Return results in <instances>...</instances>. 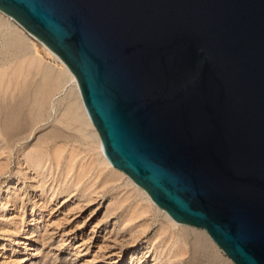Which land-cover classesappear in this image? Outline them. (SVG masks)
<instances>
[{
    "label": "water",
    "instance_id": "water-1",
    "mask_svg": "<svg viewBox=\"0 0 264 264\" xmlns=\"http://www.w3.org/2000/svg\"><path fill=\"white\" fill-rule=\"evenodd\" d=\"M76 75L110 162L236 264H264V0H0Z\"/></svg>",
    "mask_w": 264,
    "mask_h": 264
},
{
    "label": "rangeland",
    "instance_id": "rangeland-1",
    "mask_svg": "<svg viewBox=\"0 0 264 264\" xmlns=\"http://www.w3.org/2000/svg\"><path fill=\"white\" fill-rule=\"evenodd\" d=\"M0 25L1 59L4 58L3 54L8 53L4 51L3 45H8L7 38L9 36V33L14 30L16 31L14 32L16 35L20 33L26 38L27 44L31 46V52L40 57L44 64L49 65L50 67H55V69H60L63 67L61 60L54 54V52L49 50L44 42H42L30 32L26 31L16 20L2 11H0ZM36 77L38 79L39 75H37ZM66 94V91H64L62 93V96H66ZM65 101L67 102V100H64V103ZM43 127L35 130L33 137H29V140L26 139L17 142V146L14 145L11 150V158L9 160L8 166L9 169L6 167L3 170H0V264H17L20 259L31 257V253L34 252L31 249L34 248V245H31V242L39 245L40 248H43L44 255L39 257L40 264H152L151 260L153 259L155 254V257L158 256V264H165V262L166 264H215L212 258L205 256L199 247H195L193 245V235H189L187 238H185L179 233V225L186 224L179 223L178 225L177 223V225L175 226L170 225L159 230L162 227L161 223L164 219L163 211L161 212L159 211V209L152 211L146 216L143 215L144 217L141 216L139 220L137 219V221L131 220L129 222H125L124 218L129 217V214L132 212L131 210L133 208L141 207L147 202L146 196L141 194V192H139L136 186H134L133 184H126V181L128 180L126 177L127 175L122 177L123 181L117 180L115 182H112L113 180L109 179L110 182H102V180L105 181L106 179V169L102 171L99 165H94V167L96 168L91 169L88 172L86 177H84L83 179L82 186H80V188L78 189L79 193H87L88 196L92 198V202L91 204L82 207V210L77 212L75 219L70 221V219L73 218L72 212L74 211L70 212L71 214H67L69 217H66L64 215L67 210L69 212V207H65L64 212L63 210L62 212L61 210L57 211L56 207L57 205L60 206L62 204L63 198L69 195L71 190L74 191L76 186H72L73 189L70 188L69 191L60 192L61 194L56 195L58 197H55L52 201L46 202V204L48 203V205H42V210L40 209L41 207H37V204L34 203L35 196L33 194V187L38 194L40 193L42 186H44L46 190L50 188L47 190V192L49 193L51 192L52 188L54 189L55 187L56 189L62 186L66 180V177H64L63 175V168L60 170H55L52 173H47L48 176L44 180H42V177H36L34 175L33 170L29 168H23L22 165L19 166L17 163L19 154L24 147V145L22 144H24V142H26V144L35 143V141L37 140L36 137L47 132L46 128ZM64 142L66 141H50L48 147L50 148V150H52V148L55 147L54 143L62 144ZM67 143L70 145V147L68 145V147H66V149L64 150L65 153L63 152V167L66 165L65 160L69 159L70 157L69 150L74 145L77 151L80 150L79 152H82L81 150H84L83 154L79 153L75 158L76 162L79 161L77 163L78 165H81L80 162L82 159H84V161L82 160V163H87L88 158V162H90L91 158L97 159L98 154L95 146H91V150H89V146L86 142L83 141L76 142V140H69ZM67 154L69 155V157ZM0 160L2 161L3 159L0 158ZM50 176L52 177V179ZM33 177L35 180L33 179ZM95 178H97V180ZM53 180L55 184L52 183ZM91 180L93 181V184ZM89 184H91L90 187H88ZM100 184L102 185V187ZM92 189H95V191ZM6 201H8L10 204ZM75 206V204L71 205L72 208H74ZM93 210H95V213L93 212ZM34 211H40V213L43 215V218L35 221L33 216L35 213ZM107 213H109L110 216L108 218H105L104 216L107 215ZM37 221H39L40 225L42 226L41 229L43 231L46 226L47 230L49 229V232L44 237V240L42 238V240L40 238L37 239V236L28 238L30 236V228H32V226L36 224ZM84 221L85 225L82 228L78 229V225L82 224V222ZM95 225L100 226L96 228L93 238H90L93 235L91 229L95 227ZM103 228L106 229L103 230ZM190 228L198 229L192 226H190ZM73 229H76L75 231L77 232V237L69 239L68 241V235H64L63 232H68L71 235V231ZM111 231L114 232V234H110ZM54 232L55 234H52ZM112 239H116V241H113ZM167 240L169 241L167 242ZM65 241L68 242L63 243ZM21 242H28V244L25 245V243L23 244ZM166 242L167 245L165 244ZM108 244H110L109 247H107ZM213 246L216 249H219L214 244ZM150 247L151 251L149 252V255L153 254V256L148 255L142 259L141 257L143 256V254H146L148 250H150ZM178 248L186 250V255L176 256L175 254L178 252ZM194 248H196V251L194 250ZM159 252L161 256L158 255ZM132 255L133 258L131 260L130 257ZM112 258H115L117 262L110 263ZM222 258L224 259V263L223 261H221V264H225V261L227 260L230 261V263L235 264L234 262L229 260L228 257L223 254V252Z\"/></svg>",
    "mask_w": 264,
    "mask_h": 264
},
{
    "label": "bare ground",
    "instance_id": "bare-ground-1",
    "mask_svg": "<svg viewBox=\"0 0 264 264\" xmlns=\"http://www.w3.org/2000/svg\"><path fill=\"white\" fill-rule=\"evenodd\" d=\"M14 32L16 31L13 30L12 32L9 33V36L7 38L8 45L7 46L3 45L4 51L8 52L9 54L2 53L4 58L3 59L0 58L1 59L0 60V138H2L0 139V158L3 159L2 161L0 160L1 161L0 170L1 169L3 170L6 167L8 168L9 160L11 158V150L14 147V145H16L17 142L21 140H26L31 136L33 137L35 130L44 126L43 128H46L47 132L44 133L43 135H39L38 137H36L37 140L35 141L34 139L35 143L26 144V142H24V144H22L24 145V147L19 154V159L18 161L16 159L15 160L17 161L19 166L22 165L23 168H29L33 170L34 175L36 177H39V176L42 177V180H44L48 176L47 173H52L55 170H60L63 168L64 170L63 175L64 177H66V180L64 179L65 183H63L62 181L63 185L56 189L55 187L53 189L50 186L52 188L51 192H49L50 194L47 192V190L50 188L46 190L45 187L42 186V189L39 195L33 187V194L35 196L34 203L37 204V207L40 208L42 205H45L46 202L52 201L55 197H58L56 195L61 194L60 192L69 191L70 188H72V186H76L74 191L71 190L70 194L63 198L62 204L60 206L57 205L56 207L57 211L61 210V212L62 210L64 212L65 207L67 208L69 207V212L67 210V212L64 215L67 217L68 216L67 214L74 211L72 212L73 218H71L70 221L75 219L77 212L82 210V207L89 205L92 202L91 201L92 198L89 197L87 193L85 192L79 193L78 189L80 188V186H82L83 179L84 177H86L88 172L91 169L96 168L94 167V165H99L102 171L106 169V173H105L106 179L104 178L105 181L102 180V182L104 183L107 181L110 182V180H113L112 182H115L117 180L121 181L122 177L127 175L126 177L128 180L126 181V184H133L134 186H136L137 190L141 192V194L146 196L147 202L143 204V206L140 205L141 207L133 208L131 210L132 212L129 214V217L124 218L125 222L127 221L129 222L131 220L137 221V219L139 220L141 216L143 215L146 216L152 211L159 209V211L161 212L163 211V217H164L161 223L162 227L159 230H161L162 228H166L170 225L175 226L177 225V223L179 225V223L181 222H178L175 219H173L165 209L158 206L154 202V200L151 198L150 194L144 188L138 185L128 174H126L124 171L120 170L119 168L115 167L110 162V160L105 154L100 132L97 129V127L94 125L87 111V108L85 106L82 92H81L80 85H79V81L76 75L74 74V72L66 64V62H64L54 51H52L47 46L49 50L54 52V54L61 60L63 67L60 69L59 68L55 69V67H50L49 65L44 64V62L42 61L40 57L36 56L33 52H31L32 51L31 46L27 44L26 38L22 34L19 33L18 35H16ZM37 75H39L38 79L36 77ZM64 91H66L67 93L66 96H62V93ZM64 100H67V102L65 101L64 103ZM57 140H62V141L64 140L66 142L62 144L54 143L55 147L52 146L54 148L50 150V148L48 147L49 142L50 141L55 142ZM69 140H74V141L76 140V142L77 141L86 142L87 145L89 146L88 148L89 150H91V146H95V148L97 149V154H98L97 159L90 157L91 158L90 162H88L89 161V158H88L87 163H82V160L84 161V159L81 160L79 158L81 160L80 162L81 165L79 164L80 165L79 167V165L77 164L79 161L76 162L75 158L77 157L79 153L83 154L84 150H81L82 152H79L80 150L77 151L74 145L73 147L70 148L71 150V151L69 150L70 157L67 154L69 159L65 160L66 165L63 167V161H64L63 152L66 149V147H68L69 144L67 142ZM95 179L97 180V178ZM52 183H54V180ZM92 184H93V181H92ZM90 185L91 184H89L88 187H90ZM92 190L95 191V189H92ZM6 202L9 203L8 201ZM72 204H75L76 206L72 208L71 207ZM46 205H48V203ZM42 207L40 208L41 210H42ZM94 211L95 210H93V212ZM34 212L35 213L33 216H34L35 221L39 220L40 218H43V215L40 213V211L39 212L34 211ZM109 216H110L109 213H107V215H105L104 217L108 218ZM182 224H185V223H182ZM84 225H85V221L82 222V224L78 225V227L77 226L76 227L79 229V228H82ZM99 226L100 225H95V227L91 229V232H93V235L90 238H93L94 232L96 231V228ZM190 226L192 225H189V224L179 225V233L185 238H187L189 235H193L194 237L193 245L195 247L196 246L199 247L205 256L212 258L215 264H221V261L224 260L222 258V252H223V254H225L229 260L234 262L226 254V252L214 241V239L210 236V234L207 232L205 228H199V227L192 226L198 229H191ZM41 227L42 226L40 225L39 221H37L36 224H34L32 228H30L31 231H30V236L28 238L37 236V239L42 238L44 240V237L49 232L48 231L49 229L47 230L46 228L47 226H46L43 231ZM105 229L106 228H103V230ZM75 230L76 229H73L71 231L72 232L71 235L68 232H63L64 235L66 236L68 235L67 237L68 241L69 239L77 237V232ZM52 234H55V232ZM110 234H114V232L111 231ZM114 240L116 241V239ZM68 241H65L63 243H67ZM168 241L169 240H167V242ZM167 242L165 243L166 245H167ZM21 243L23 244L25 243V245L28 244V242H21ZM212 243L219 249H216ZM31 245H34V248H31L32 251H34L33 253H31V257L22 258L17 264H40L39 257L44 255L43 248H40L39 245L32 243V242H31ZM109 246L110 244L107 245V247ZM194 250L196 251V248H194ZM49 251H52V250H49ZM150 251H151V247H150V250H148L146 254H143L141 258L143 259L146 256H148ZM160 252L158 255L161 256ZM155 255L153 259L151 260L152 264H158V261H157L158 256L155 257ZM175 255L184 256L186 255V250H182L178 248V252ZM149 256H153V254ZM130 258L132 260L133 255ZM115 262H117L116 259L112 258L110 263H115ZM225 264H232V263H230V261L227 260L225 261Z\"/></svg>",
    "mask_w": 264,
    "mask_h": 264
}]
</instances>
